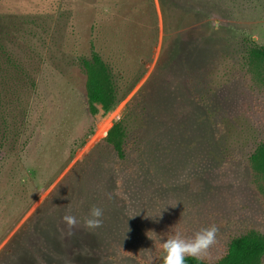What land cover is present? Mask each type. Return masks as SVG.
Here are the masks:
<instances>
[{"label": "rangeland", "instance_id": "rangeland-1", "mask_svg": "<svg viewBox=\"0 0 264 264\" xmlns=\"http://www.w3.org/2000/svg\"><path fill=\"white\" fill-rule=\"evenodd\" d=\"M245 44L264 47V0H0V264H161V240L212 225L208 262L264 239V85ZM93 51L129 89L95 116ZM119 121L122 160L104 142Z\"/></svg>", "mask_w": 264, "mask_h": 264}, {"label": "trees", "instance_id": "trees-1", "mask_svg": "<svg viewBox=\"0 0 264 264\" xmlns=\"http://www.w3.org/2000/svg\"><path fill=\"white\" fill-rule=\"evenodd\" d=\"M243 73L256 74L264 85V47L245 44L240 55ZM80 66L86 76L85 95L88 113L97 115L100 111L104 115L111 111L129 92L124 90L119 80L114 77L113 70L105 63L98 53L92 52L90 57L80 59ZM227 135L235 126V120L222 121ZM126 132L122 121L115 123L107 132L104 142L111 146L119 160L124 158ZM250 159L264 172V137L253 149ZM264 256V239L255 236H244L232 240L224 255L215 262H208L201 258L187 257L185 264H259ZM162 264V263H161Z\"/></svg>", "mask_w": 264, "mask_h": 264}, {"label": "clouds", "instance_id": "clouds-1", "mask_svg": "<svg viewBox=\"0 0 264 264\" xmlns=\"http://www.w3.org/2000/svg\"><path fill=\"white\" fill-rule=\"evenodd\" d=\"M102 217L103 209L93 206L89 209L88 216L84 218L83 226L87 229L98 228L102 223ZM62 220L68 228L78 223L77 218L73 215H64ZM216 233L217 228L212 225L200 229L188 239L177 233L161 240L160 258L162 264H185L187 257H201L215 243ZM153 235L158 236L154 233Z\"/></svg>", "mask_w": 264, "mask_h": 264}]
</instances>
